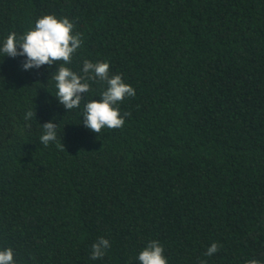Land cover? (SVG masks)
Instances as JSON below:
<instances>
[{
  "label": "trees",
  "instance_id": "16d2710c",
  "mask_svg": "<svg viewBox=\"0 0 264 264\" xmlns=\"http://www.w3.org/2000/svg\"><path fill=\"white\" fill-rule=\"evenodd\" d=\"M46 14L81 35L68 67L106 60L135 95L93 133L80 112L102 81L68 111L55 64L0 57V247L16 264H139L157 240L168 264H264V0H0V38Z\"/></svg>",
  "mask_w": 264,
  "mask_h": 264
},
{
  "label": "clouds",
  "instance_id": "9594fccd",
  "mask_svg": "<svg viewBox=\"0 0 264 264\" xmlns=\"http://www.w3.org/2000/svg\"><path fill=\"white\" fill-rule=\"evenodd\" d=\"M82 45L81 35L74 32V24L66 17H57L46 14L37 18L34 24L17 35L11 31L4 38H0V57L23 59L22 70L39 69L41 66L51 68L54 64L56 70L50 79L55 89L54 98L66 110L81 108V101L91 91L90 81H102L103 87L98 93V99H87L80 112V123L93 133H99L104 128H119L124 123L127 113L121 114L119 102L125 97L135 95V89L123 81L119 74H109L108 61L83 60L79 72L73 71L68 65L71 63L73 53ZM33 116L31 110L25 113V120ZM42 134L39 139L47 146L49 142L57 139V125L48 121L40 125ZM110 247L109 240L100 237L91 245V258L93 260L104 256L105 250ZM217 252V244L211 243L205 253L211 257ZM164 248L157 240H149L135 256L139 264H168L163 255ZM0 264H16L13 249L0 247ZM207 264V261H201ZM245 264H261L255 257L249 258Z\"/></svg>",
  "mask_w": 264,
  "mask_h": 264
}]
</instances>
